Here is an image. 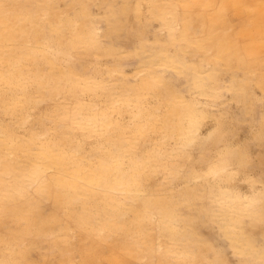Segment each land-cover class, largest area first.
<instances>
[{"label": "bare ground", "instance_id": "obj_1", "mask_svg": "<svg viewBox=\"0 0 264 264\" xmlns=\"http://www.w3.org/2000/svg\"><path fill=\"white\" fill-rule=\"evenodd\" d=\"M57 1L0 0V111L8 112L6 115L16 112L10 119L4 114L0 118V228L24 222L19 236L11 228L0 232V254L9 253L1 257L0 264H36L10 256L22 252L15 247L28 233L32 232V240L37 241L53 231L54 225L58 231L49 239L57 247L58 252L53 250L59 254L57 264H102L104 260L108 264H125L129 256H139L144 248L150 250L145 239L154 237L143 238L146 236L141 233L152 216L150 221L162 231V264H166L167 254L173 249L177 257L166 237H183L188 234L187 226L193 224L191 234L197 238L198 248L202 239L195 235L200 233L199 221L210 219L215 223L216 218L231 242L228 244H232L231 250L243 264H249L248 260L264 264V179L243 168L251 159L244 144L225 142L224 118H219L218 125L207 134L201 131L204 120L211 113L214 116L211 106L221 100L224 87L229 92L224 91L225 95L237 106L247 95L262 97L264 0H145L147 18L159 20L150 59L146 54L140 69L133 68L128 74L122 67L124 62L129 65L127 61L111 67L103 63L108 71L100 67L103 72L97 75H93L98 70L95 67L92 75L86 73L87 61V66H80L84 69L76 67L79 59H73L67 48L80 49L84 54V50L96 46L99 56L111 52L109 43L104 44L103 31L126 18L115 11L103 15L102 22L100 9H90L92 0H67L63 7ZM132 1L139 6L133 9L126 0L120 12L127 13L131 8L140 12L141 0ZM160 31L165 32L164 38L159 37ZM144 49L143 46L138 52ZM62 56L67 57L64 63ZM220 66L228 68L232 77L227 85H221ZM171 69L190 78L192 84L188 82L187 87H194L196 95H186L183 87L181 90L173 83L174 79L165 73ZM189 70L193 71L192 78ZM252 75L257 86L249 87ZM57 98H65L57 105V124L35 131L33 122L28 123L34 119V107ZM243 109L239 112L244 114ZM125 111L131 115L128 122L124 120ZM25 125L32 127L27 132L15 131L29 129ZM263 129L259 128L262 134ZM89 137L99 138L94 151L84 148ZM211 149L214 154L207 157L202 171L194 169L193 160L187 165L195 150L201 160ZM184 171L187 176L176 189H170L172 196L161 191ZM155 172L163 173L162 179L149 183ZM239 180L249 186L250 192L242 191ZM193 195L211 198L195 202ZM44 201H50L54 208L46 216ZM197 204L210 213L200 215L194 208ZM202 243V252H194L191 241H184L179 251L181 264H186L183 262L190 250L201 258L207 248Z\"/></svg>", "mask_w": 264, "mask_h": 264}, {"label": "rangeland", "instance_id": "obj_2", "mask_svg": "<svg viewBox=\"0 0 264 264\" xmlns=\"http://www.w3.org/2000/svg\"><path fill=\"white\" fill-rule=\"evenodd\" d=\"M65 1H67V0H58L57 3L59 2L60 6L63 7L66 4ZM125 1L126 0H97V2H96V0H92L91 1V3L89 4L90 9L92 10V12H96L95 10H97L98 8L100 9L98 11H101L99 13H100V15L102 17V19H101L102 22L104 21L103 20V17L104 16H107L110 13H115V11H116L115 14L120 15V16L126 18V19H125V21H122V23H118V25L116 27H112L111 29H107L106 31H103L104 35L102 36V38L104 40V44L107 45L109 43L107 46H109V48L112 49L111 50L112 54L109 51V52H104L102 56H99L98 53H97V52H99V50H98V47H96V46H94L93 48H90L88 50H84L83 47H82L81 49H83L86 52L84 54H83V52L79 51L80 49L79 50H77V49L75 50V49L67 48L69 50L68 52H70V54H72L73 59H75V60L76 59L77 60L79 59V61H75V65L78 63L76 65V67L78 66V68L81 69L82 67H84L83 65H86L87 66V62H88V66H87L88 68L85 66L86 67L85 69L87 71L89 69V71L86 72V73H88V74L91 73V75H92V68L95 67V69L98 68V70H100V71L97 70V72L95 73L96 70H94V68H93V70H94L93 71V75H97L98 72H103V69L102 68L105 67L106 64H108V65H106L107 67H111L115 63H117V64L118 63H121L122 64L124 61H127V63L129 62L128 63L129 65H127V64L126 65L129 67V69L125 65L126 62L123 63L122 67L124 68V70L128 74V73H131L133 71V68L135 70H139L140 67H141L142 60L143 59H146V58L147 59H150L149 57L151 56L152 48H154V46H155L156 33L159 32L158 31V22H159V20L158 19L156 20L155 18L154 19H148L147 18V15H148L147 5H148V3L145 0H141V6L142 7H141L140 12H137V11L133 10V9L136 8V6H139V5L138 4H135V2L132 1V0H130V3H129L128 6H132L133 9L131 8V10L128 11L127 13L120 12V9L122 7V4H124ZM92 6L94 7V9H93ZM100 7L101 8L103 7V8L101 9ZM152 20L154 21V24L151 23ZM126 21H127V23H126ZM102 25H103V23H102ZM151 27H152V29H151ZM123 31H126V35H125V33ZM145 32L148 33V34H146ZM121 33H124L122 35H125V36H120ZM164 34H165L164 31H160L159 37L160 38H164L165 37ZM144 35H146V36L149 35V36H147L146 38H144L145 37ZM150 35H152V36H150ZM117 38H120V39L119 40H116ZM116 41H118L120 44H118V42L116 43ZM125 42H128V43H125ZM129 42H131L132 44L129 43ZM152 42H154V44H153L154 46H152ZM128 44H131V45L128 46ZM61 46L63 47V50H65V45H61ZM143 46L145 47L146 50L144 49V51L142 53L141 52H138ZM131 48H132V50H131ZM146 54H148V55H146ZM199 54L202 55L201 52ZM95 56L96 57L98 56L97 57L98 58V61L96 60ZM196 56H191L190 55V57H192V58L193 57H196ZM112 57H113V59H112ZM121 57H123V58H121ZM144 57H146V58H144ZM99 58H100L101 61L99 60ZM136 58H137V61H136ZM66 59H67V57L65 58V56H62L61 57V62H63V63L66 62ZM81 59H83V60H81ZM128 60H130V61H128ZM203 60H204V63H207V61H205V58ZM80 61H83V62H80ZM89 61H91L90 62L91 64L89 63ZM93 61L96 62V63H93ZM98 62L99 63L102 62V63L99 64ZM94 64H95V66H94ZM96 64L99 65V66H97ZM80 66H82V67L80 68ZM100 67H102V68H100ZM220 67L221 68H220V71H219L220 72L219 75L221 77L220 76L219 77H220V81L222 82L221 85H227V84L230 83V79L232 77H231V75L227 71L228 68L225 69L223 66H220ZM126 68H127L128 71L126 70ZM82 69H84V68H82ZM104 70H107L108 71V68L105 67ZM107 71H104V73H102L103 76L105 75L104 77H107L108 76L107 74H105V73H107ZM229 71H230V69H229ZM239 71H240V73H242V75H244L242 69H240ZM84 72H85V70H84ZM234 72H235V70H234ZM165 73H167L169 76H171L172 80L174 79L173 80L174 81L173 83H175V85L178 88H181V90H182V87H183V90L182 91L184 93H186V95H192V96L196 95L195 93H193L194 90H195L194 87H191V85H189L190 87H187L188 86V82H189V84L190 83L192 84V82L189 81L190 80L189 77H187V76L181 77L180 76L181 73H178L174 69H171V71L167 70ZM187 73H190V77L192 78L193 71L192 70H189ZM171 74L172 75L174 74L175 75L174 76L175 78ZM176 75H178V76H176ZM222 77H223V79H222ZM176 78H178L179 80L176 79ZM250 78H251V82L249 81V83H250L249 87H252V85L253 86H257L256 79L254 78V75H252V77H250ZM176 82H178V84H176ZM64 86H65L64 88H66V90H67L68 89V86L67 85H64ZM184 87L185 88L187 87L186 88L187 91L184 90L185 89ZM226 89H227L226 87L223 88L222 95H223L224 98L222 97L221 100L217 103L219 105L215 104V105L211 106V110H212V112H214L213 114H214L215 117L211 113V116L207 117L204 120L203 126L201 128V131H202L203 134H207L209 132L210 128H212L214 125H218V123L216 124V122H218V119L219 118H222V119L224 118L223 123H224L225 126H227L229 128L228 129L226 127L225 132H224V135L227 138V140L225 142L226 143L231 142V143H234V144L235 143L244 144L245 145L244 147H247V149L249 151V156H250L251 159L249 160L247 166H245L243 168H247V171L253 173L256 176L259 175V177H263L262 179H264V134H262V132L259 131V128L264 127V126H262V125H264V121H263V116H264V92L261 93V96L262 97H260L258 95L257 96H253L251 94L250 95H247L242 102L240 101L238 103V106H237V104L235 102H233L232 100H230V98H229L228 95H225V93L226 94H229V92ZM66 90L64 89L63 91L66 92ZM224 91H225V93H224ZM229 91H230V89H229ZM203 97L206 98V96L200 95V99L202 98L203 100H206ZM252 97H253V99H252ZM64 100H65V98H62V100H59L57 98V99L45 100L43 102H40L38 105H36V107H34L35 110L33 111V113L31 112V114L34 115L32 118H34L35 120L32 119V121L30 120V122H28V123L33 122L31 124H33V125L36 126L35 128L33 126V129L34 130L37 129L35 131H41V130L44 131L45 130L44 129L45 126L48 127L50 124H51L50 127H54L57 124L56 119H55V116L59 112V109H58L59 107L57 105L58 104L60 105V103H62ZM225 100H229L231 103L229 102V104H228ZM68 101H69V99L66 102H68ZM259 102L261 104H258ZM244 104H247L248 107H245ZM216 105L218 106V108H217ZM224 105H226V106H224ZM234 105L237 106V108ZM214 108H216V109H214ZM220 108L222 110H220ZM242 108H244L243 110H244V114L246 116L243 113H240V112H243L242 111ZM234 109H236L237 111L234 110ZM1 110H3V109L1 108ZM52 110L55 111V112H53ZM239 110H240V112H239ZM245 110L246 111L248 110V111L245 112ZM249 110L251 112H249ZM9 113H11V112H9ZM15 113L14 114L12 113L13 115H11V114L6 115V114H8V112H6V114H5V112L2 113V111H0V114H1L0 115V118H1V116H4L5 115L4 117L10 119V116H14ZM238 113H240V114L238 115ZM234 114H236V115H234ZM259 114H260V116H259ZM218 115H221L222 117L221 116H218ZM238 116H240V117L241 116L246 117V119H244L243 117H242L243 118L242 119V118H240ZM130 117H131V115L128 114L125 111V118H124V120L126 122H128L129 119H130ZM38 118H39V120H37ZM46 119H48V120L46 121ZM231 121H233L234 124ZM43 122H47L48 125H43ZM260 122L262 123V125H261ZM231 124H232V127H231ZM25 126H27L29 129H25V128H15V131L17 133H19V132H27L28 130H30V126L32 127V125H30V126L29 125H25ZM231 128L233 130L235 128V130H236L237 133L235 132V130H234V132H233V130L231 131ZM226 130H227V132H226ZM232 133H234V136H232L233 135ZM263 133H264V129H263ZM98 139L99 138H97V137H89L88 140L84 143V148L87 151H94L95 148H96V144H95L96 142L95 141H97ZM140 140L141 141H144L143 138L140 139ZM252 141H253V143L251 144ZM249 144H250V146H249ZM252 145H253V147L256 146L257 148L254 149L252 147ZM194 153H195L194 154V157H190V159L186 163L188 165V163H190L193 160L192 165L195 166L194 169L195 170H199V171H202V169L205 168V166H207L206 165L207 162H208L207 157L209 158L211 155L214 154L213 150L211 149L210 151L206 152L205 153V156H203V158L200 160V156H199L200 153H199V151H196L195 150ZM162 175H163V173H161V172H159V173H156L155 172L152 175V177H150L149 183L155 184L156 181H158V180L160 181L162 179L161 178ZM186 176H187V171H184V175L181 174V176L178 177V178H176V179H170V182H168L169 185L166 184L167 187L164 185L167 190H164L165 187L163 186L161 191L163 193H165V192L168 191L169 193H167V194L169 195L172 190L176 189V187L178 185H180V182L183 181V179L185 180V177ZM242 177H244V175ZM238 183H239V186L242 189V191H244V192H250V188H249V186L246 183H244L242 180H239ZM171 188H172V190L170 191ZM169 196H172V194L169 195ZM210 198L211 197L209 195L202 196V197H194V195L192 196V199L195 202H208ZM194 208L200 211V215L209 212V211H206V210H202L204 208L200 204L199 205L197 204ZM43 209L46 210V213H45V215L43 214V216H46L48 214V211L50 209L51 210H54L53 206H51V202L50 201L49 202H45L44 201ZM153 217L154 216H152L151 218H149L147 220V223L145 224L144 229H143L145 231H143L141 233V235L146 236V237H143L142 236L143 238H148V236H150V235H152L151 237H154L153 239H151L149 237L148 238V241H147V239H145V243H148V244L151 245L150 246V250L147 251L146 248H144V249H142V251H141V253H140L139 256H129V258H127V262L125 264H146V263L147 264H162L161 263V258H162L161 255L163 254V250H164L163 247L162 248L160 247V240L163 239L162 238V231H161V229H160V227L158 225H154L153 222L150 221ZM22 222L16 221V222H13V224H10V225L9 224H4V225H7V226H4L3 225L0 228V232L1 231L7 232L8 229L11 228V230L14 233H16L17 236H19L21 230L23 229V228L21 229V227H24L22 225V224H24V222L23 223ZM208 222L210 223V225H208L206 227V224H209ZM214 222L215 223H212V221L210 219H206L203 222L202 221H199V223H201L200 229H199L200 233H195V235L198 236L200 239L201 238L202 239L200 240V244L198 245V248H197L198 240H197V238L194 239L192 237L193 234H191L192 229L194 227L193 224H191L190 226L189 225L187 226L186 230H187V233L188 234L187 235L185 234L183 237H180V236L179 237H177V236H170V238L169 237L168 238L166 237V239H165L166 240V243L167 244H173L174 245V247H175V254L177 255V257H174V249L170 253H168L167 254L168 257H166V264H172V263L177 264V260L175 258H177L178 261H179V264H181L180 259H179V254H181V252H179V251H181V249L184 247V241H191V244H192V247L191 248L194 249L193 250L194 252L200 250V246H204V244L202 242H204L206 244L207 248L204 249L203 252H205V254L201 258L199 256H196L197 255L196 253H194V254H196L195 256H194V254H191L192 253V250H190V254L186 256V258H185V260H184L183 263H186V264H225V263H229V264H243V262L239 260L237 254H235L231 250L232 249V246H231L232 244H230L231 242L229 241V238H227L223 234V229H222V227L219 226L218 219L216 218V221H214ZM151 223H152V225H151ZM196 224H197V227H198V222H195V225ZM54 226L56 227L55 228L56 230L54 229L53 231H49V232L45 233L44 234L45 237L42 235L43 237L41 239L37 240V241L32 240L33 236H30V234H32V232L28 233L29 235L26 237V239L25 240H19L17 242V246L15 247L16 249H21L22 252L14 253L13 255L10 256V258L11 259H14V258L17 257V258H19L20 261H23V262H26V263H35V262H37L36 264H39L38 262L41 261L40 264H42V263L47 264L48 262H50V263L52 262V263H56L57 264L58 263V259H59V254L57 253L58 252L57 251V247H56L55 241L51 243V241L49 239L50 238V234H54V233L56 234L57 231H58L57 230V225H54ZM75 229L79 231V228H75ZM204 229H205V231H204ZM146 230H148V232ZM17 231H18V233H17ZM206 232H208V233H206ZM81 233H84V232H81ZM208 235H210V238L211 239L209 238ZM204 237H205V239H204ZM192 239H194V240H192ZM259 239H261V237ZM27 240H29V241H27ZM260 241H261V243H263L262 240H260ZM228 242H230V243L228 244ZM175 243H177V244H175ZM30 244H33V245H30ZM33 246L35 248H37V249H35ZM25 247H27V249ZM42 249H44V250H42ZM50 250H52V251H50ZM53 250L54 251H57V252H54ZM31 251L33 253H31ZM142 252H145L147 254V256H142L143 255ZM200 252H202V251L200 250ZM214 252L216 253L215 255L213 254ZM2 254L3 255L5 254L6 255L5 257H7L9 255V253H6V252L5 253H2ZM23 254H24L25 257H23ZM3 255L0 254V260H3L1 258ZM15 255H16V257H15ZM51 255H53V256H51ZM20 256L22 258H20ZM27 256H29V258ZM215 257H217V258H215ZM244 258H245V255H243V261H244ZM76 260H78V259H76ZM153 260H154V263H152ZM129 262H131V263H129ZM247 262H249V264H254L253 262H250V260H248ZM6 263H8V262L6 261ZM102 264H108V263H107V261L105 262V260H104V262L102 261Z\"/></svg>", "mask_w": 264, "mask_h": 264}]
</instances>
